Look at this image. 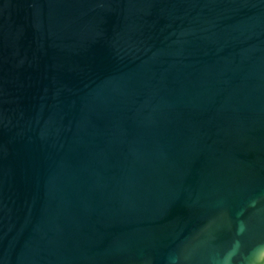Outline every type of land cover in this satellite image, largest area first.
Here are the masks:
<instances>
[{"label": "water", "instance_id": "1", "mask_svg": "<svg viewBox=\"0 0 264 264\" xmlns=\"http://www.w3.org/2000/svg\"><path fill=\"white\" fill-rule=\"evenodd\" d=\"M0 264H264V0H0Z\"/></svg>", "mask_w": 264, "mask_h": 264}]
</instances>
